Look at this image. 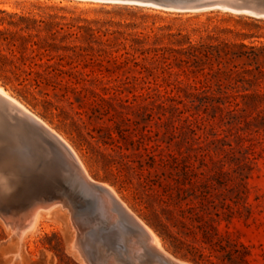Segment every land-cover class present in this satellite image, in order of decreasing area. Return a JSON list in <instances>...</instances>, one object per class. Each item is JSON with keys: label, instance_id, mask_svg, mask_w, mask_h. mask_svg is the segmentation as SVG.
I'll return each instance as SVG.
<instances>
[{"label": "rangeland", "instance_id": "1", "mask_svg": "<svg viewBox=\"0 0 264 264\" xmlns=\"http://www.w3.org/2000/svg\"><path fill=\"white\" fill-rule=\"evenodd\" d=\"M213 8L0 0V85L66 138L174 259L264 264V18ZM9 122L25 141L22 181L0 197V264H162L148 261L133 229L123 244L110 232L119 219L107 225L112 206L82 193L76 222L110 237L95 251L75 242L65 208L19 238L8 215L22 216L33 191L47 200L53 183L30 162L42 134L24 118Z\"/></svg>", "mask_w": 264, "mask_h": 264}, {"label": "bare ground", "instance_id": "2", "mask_svg": "<svg viewBox=\"0 0 264 264\" xmlns=\"http://www.w3.org/2000/svg\"><path fill=\"white\" fill-rule=\"evenodd\" d=\"M95 1L123 3V4L151 5V6L154 5V7L158 6L159 8L160 7L162 9L166 8V10L170 9L172 11L173 10H176V11L180 10V12L183 10H187V11L191 10V11L195 12L198 10L201 11L202 9L205 10V8L211 9V7H214L217 9L219 8V9H223V10L234 12V13L248 14L251 16L264 18V0H209V1H206L204 3H193L192 2V3H188L187 5H184V6H179V5L169 4V3H163V2L157 1V0H95ZM12 117H13V119H15V118L17 119L18 117H20L21 119L24 118L25 120H28L29 122H31L34 125L36 130H38L39 133L42 134L43 138L42 137L39 138V134L36 135L38 137L37 138V146H38L37 151L32 153V156L29 155L27 152V154H28L27 156H31V158H30L31 164H33L37 167H40L43 170V176L47 177L46 179H49V182L51 180L53 183L51 189L48 190L47 200L46 199L44 200V197L40 196L38 192L33 191V193H31V196L26 197L25 202L22 203V204L26 205V211L24 212V214L22 213V216H18L16 214L19 217L17 219H14L15 217L12 219L11 215H8L9 217L7 216L8 217L7 218L8 223L10 224L9 225L10 228L12 229V231H14L17 234V236L19 238L23 239L22 237L25 236L27 233H31V232L35 231L36 228L38 227L43 215H46V214L52 215L54 212L61 211L62 208H65L66 210L70 209L68 211L72 212V219L74 221L75 230H76V235H75L76 237L74 239L75 242L77 244H80V243L82 244V242H83L82 239H83L84 240L83 246H86V248H89V249L95 251L96 250L95 248L98 246L97 240L99 241V239L100 240L101 239H109L110 237L108 234H106L105 231L104 232L102 231L100 234H97V233L87 234L88 232H86V229H85V226L87 224L85 223V220L83 218H81L78 220V223L76 222L73 215L79 209L78 206H80V193H82L83 197H81V199L84 198L86 200V202L90 203L92 206H94L96 204H102L107 209H110V207L112 206L113 210L110 209V211H108V214L109 215L112 214V215L109 216L110 221H107L108 222L107 225L110 224L112 218L114 219V217L116 219L118 218L119 220L116 222V224L110 225L112 228V230H110V232L112 233V232L116 231L114 233H117V234H119V236L122 237V239H121L122 243L124 241H126L124 238L125 235L123 234V230L127 231V230L133 229L135 232H137L139 235L140 241L143 242L145 244V246L147 247L146 249H148V253H146V255H147L146 257L149 256L148 257L149 262L151 260L152 261L157 260V261L161 262L162 264H189V263H185V262L178 261V260L174 259L167 251H165V249L163 248L162 243H161L159 237L157 236V234L152 230L151 227H149L140 217H138L128 207V205L117 194L116 190L111 185H109L108 183L100 182L98 180L96 181L90 176L85 164L81 160L80 156L78 155V153L74 149V147L68 142V140H66V138H64L59 132H57L49 124L44 122L40 117H38L36 114H34L31 110H29L23 103H21L18 99H16L14 96H12L1 85H0V197H4L8 193H16L18 185L22 181V180L20 181L21 164L18 162V159H20L21 157L18 158L16 153L23 151L22 150V144H23V140L25 141V138H23V137L19 138L18 137L19 133L15 129V128H17V126L13 127L11 125V127H10L8 125V124H10L9 119ZM14 122H15V120H14ZM24 123H22V125H24ZM15 125H16V123H15ZM26 149H28V148H26ZM30 151H32V150H30ZM22 157H23V155H22ZM24 176H25V174H24ZM55 177H57L59 179V182L61 185L56 186L54 184L55 183V181H54ZM23 180L25 182L27 181L24 178H23ZM45 180H42V182H44ZM67 180L72 181V183H70L68 185L69 187L73 188L71 191L64 189L62 186L65 183V181H67ZM25 182L24 183L22 182L23 186L25 185ZM39 183L41 184V182H39ZM44 183H46V182H44ZM27 184H28V182H27ZM35 184H36V182H35ZM42 186H44V185H42ZM22 188H24V187H22ZM25 189L26 188H24L20 191L23 192V190H25ZM43 191H45V190H43ZM17 195L18 194H16V196ZM12 197H13V195H12ZM19 197H21V196H19ZM35 197L36 198L39 197V199L42 198V200L38 201L39 200L38 199L35 202V200H34ZM14 198H15V196H14ZM16 198H18V196ZM7 199H8V197H7ZM1 200L2 199H0V201ZM9 200L11 203V198ZM12 200H13V198H12ZM13 211H12V213L14 214ZM86 211H88V210H86ZM89 214H90V212H89ZM19 215H21V214H19ZM117 215L120 216V218L117 217ZM116 219H114V220H116ZM90 220H93V219L90 217ZM94 221H96V220H94ZM88 230H90V229H88ZM108 230H109V228H108ZM98 232H99V230H98ZM77 234H79L80 237H78ZM131 235L129 236V241L132 244L131 249L133 250V253L136 252V254H137V253H139V251H142L141 248H143V247H140L141 244H140V246H138L139 243L135 242L133 240V237H131ZM94 237H96L97 239ZM129 241L127 242V244L129 243ZM136 241H138V240H136ZM102 244L104 246V243H102ZM99 245H101V244H99ZM122 247H124V245ZM123 251L125 252V250H123ZM80 253H81V250H80ZM97 253L98 252L96 251V254ZM141 254H143V253H141ZM141 254H138L137 257ZM143 255H145V254H143ZM134 256H135V254H134ZM142 257L144 258L145 256H142ZM146 257H145L144 261H146ZM83 260H84V258H83ZM89 260H90V258H89ZM91 262L94 264L99 263L98 260H94ZM152 263H154V262H152ZM145 264H146V262H145Z\"/></svg>", "mask_w": 264, "mask_h": 264}, {"label": "water", "instance_id": "3", "mask_svg": "<svg viewBox=\"0 0 264 264\" xmlns=\"http://www.w3.org/2000/svg\"><path fill=\"white\" fill-rule=\"evenodd\" d=\"M209 0H183V1H176V2H163V3H169V4H174V5H179V6H184L187 5L188 3H204Z\"/></svg>", "mask_w": 264, "mask_h": 264}]
</instances>
